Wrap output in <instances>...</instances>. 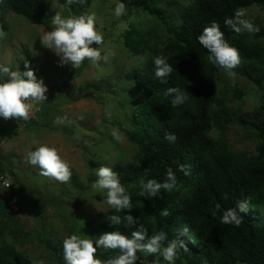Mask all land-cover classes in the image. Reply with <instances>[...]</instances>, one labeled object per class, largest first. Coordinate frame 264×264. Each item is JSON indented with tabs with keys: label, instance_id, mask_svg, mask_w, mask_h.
Instances as JSON below:
<instances>
[{
	"label": "rangeland",
	"instance_id": "obj_1",
	"mask_svg": "<svg viewBox=\"0 0 264 264\" xmlns=\"http://www.w3.org/2000/svg\"><path fill=\"white\" fill-rule=\"evenodd\" d=\"M43 1L51 21L57 12L62 18L80 16L58 0ZM197 1L159 0L165 17L162 20L127 7L125 14L117 17L115 7L121 2L91 0L81 16L95 14L96 28L103 34L104 43L92 46L99 47L101 55L107 54L108 59L94 64L85 60L79 68L61 66L54 51L41 44V36L53 27L51 21L37 25L14 12L0 20V31L4 33L0 36V67L25 71L24 64L28 62L48 87V99L34 103L27 121L0 117L1 253L6 252L7 245H13L32 264H62L47 248L45 239L63 249V240L74 233L93 241L103 234L100 222H108L112 208L106 203L107 190L93 187L95 171L102 165L113 168L137 162L142 155L140 145L128 137L143 102L128 74L163 56L174 26L182 23V13ZM242 12L244 19L264 26V6L253 5ZM136 38L145 45L141 50L129 46L128 40ZM260 40L264 41V37ZM73 69L76 73L71 77ZM218 97L229 106L235 119L223 136L214 126L211 138L219 145L223 137L233 151L257 155L260 140L237 118L243 115L255 119L257 111H264V86L242 73L241 59L235 69L221 68ZM57 116H66L70 123L54 124ZM113 131L121 140L112 136ZM40 145L56 147L69 163L72 177L68 182L44 177L39 166L28 162V153ZM4 181L11 186L5 189ZM189 191L186 188L182 196ZM113 258L116 257L110 259Z\"/></svg>",
	"mask_w": 264,
	"mask_h": 264
},
{
	"label": "trees",
	"instance_id": "obj_2",
	"mask_svg": "<svg viewBox=\"0 0 264 264\" xmlns=\"http://www.w3.org/2000/svg\"><path fill=\"white\" fill-rule=\"evenodd\" d=\"M75 14L83 15L91 0H58ZM124 3L131 11L141 10L164 20L159 0H116ZM253 5L264 6V0H198L194 7L182 13V23L174 26L168 39L163 57L172 65L173 72L161 80L155 76L154 59L143 68L128 74L135 92L140 95L142 105L135 118V128L128 134L129 140L140 145L142 155L137 162L117 164L112 169L118 173L121 184L129 190L132 210L111 215L122 218L131 214L135 225L110 226L100 222L101 229L120 231L131 238L133 231L143 225L148 234L143 241L158 232H165L170 241H183L187 250L178 248L174 264H264V111H257L255 119L239 115L238 122L256 133L260 140L257 155L237 153L230 149L221 137L219 145L210 132L217 126L222 136L235 115L228 105L218 97L220 70L209 61V52L199 43L198 36L206 26L217 22L226 41L240 53L241 71L260 87L264 86V26L258 33L242 31L236 33L225 25L237 10ZM9 12L25 17L37 25H47L51 15L43 0H0V20ZM129 46L141 50L145 45L139 38L128 40ZM142 44V45H141ZM76 70L73 69L71 77ZM2 82V81H0ZM169 87H179L188 99L173 107L172 97L166 95ZM174 133L177 139H166ZM186 166L188 175L180 171ZM171 168L177 180L172 191L161 189L156 197L138 195L140 181L155 179L164 182ZM190 189L182 196L183 191ZM228 194V199L223 194ZM181 198V199H180ZM243 201L247 210L240 213L243 223L225 225L221 223L223 212ZM220 211L212 215L216 205ZM167 211L168 216L161 215ZM188 231L185 233L184 229ZM45 245L57 261L66 264L63 249L45 239ZM0 252V264H32L13 245ZM121 253L119 249L103 248L96 257L109 260ZM136 264H160L168 261L160 253L137 252Z\"/></svg>",
	"mask_w": 264,
	"mask_h": 264
},
{
	"label": "clouds",
	"instance_id": "obj_3",
	"mask_svg": "<svg viewBox=\"0 0 264 264\" xmlns=\"http://www.w3.org/2000/svg\"><path fill=\"white\" fill-rule=\"evenodd\" d=\"M73 0H68L71 4ZM126 12V5L118 3L115 7V15L120 17ZM245 13L237 10L233 18H227L225 25L236 33L247 31L248 33H258L260 28L248 19H244ZM53 27L50 31L44 33L41 38V44L60 58L61 66L71 65L72 68H79L85 60L93 64L100 61H107L108 55H101L99 47H93V44L102 45L104 36L96 28L95 14L78 17L62 18L59 12L52 17ZM122 25H118L121 27ZM4 33L0 31V36ZM199 43L209 52V61L217 67L227 70L235 69L240 64L239 50L231 46L225 39L224 33L217 22H212L206 26L198 36ZM155 76L161 80L170 76L173 67L163 56L154 58ZM25 71H14L9 67H0V117L5 120L16 119L27 121L30 118L34 103L43 102L48 99L46 93L48 87L43 79H38L35 71L30 64H24ZM166 95L171 96L172 106L177 107L184 104L188 96L179 87H169ZM54 124L67 125L70 123L66 116H57ZM112 136L117 140L121 137L116 131ZM171 142H175L177 137L174 133H168L165 137ZM28 162L33 166H39L40 175L50 177L61 183L68 182L72 177V171L69 163L62 158L58 149L53 146L40 145L34 151L28 153ZM180 171L188 175L186 166L181 165ZM97 177L93 187L99 190H107L106 203L116 212L132 210L131 195L121 184L118 173L111 167L102 165L95 171ZM177 177L171 168L167 170V177L164 182H158L155 179H149L146 182L140 181V192L138 195L145 198L156 197L161 189L172 191L176 186ZM4 188L11 185L4 181ZM223 198L228 199V194L224 193ZM247 206L243 201L237 202L234 208H229L223 212L221 223L225 225H235L239 227L243 223V217L240 213L245 212ZM220 211V205L217 204L213 209L212 215L216 216ZM168 212L161 213L168 216ZM110 226L120 225L123 221L127 225H135L136 220L131 214H126L123 218L119 215H111L108 218ZM187 228L184 229L186 233ZM148 231L143 225L139 230L131 233V238L120 231L104 232L95 241L84 238L79 234H72L63 240L64 260L66 264H136L138 259L137 252L148 254L160 253L165 261L174 264L178 248L187 250L183 241L179 243L175 240L170 241L166 247L163 242L168 239L163 231L154 233L144 243ZM99 247L116 250L119 249L120 255L116 258L102 261L96 257ZM43 264V262H41ZM154 264H160L159 260Z\"/></svg>",
	"mask_w": 264,
	"mask_h": 264
}]
</instances>
